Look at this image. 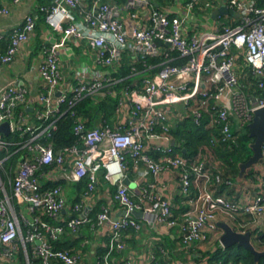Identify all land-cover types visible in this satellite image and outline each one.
I'll return each mask as SVG.
<instances>
[{
    "label": "built area",
    "instance_id": "built-area-1",
    "mask_svg": "<svg viewBox=\"0 0 264 264\" xmlns=\"http://www.w3.org/2000/svg\"><path fill=\"white\" fill-rule=\"evenodd\" d=\"M156 1L125 0L118 5L111 0H52L48 7H40L51 31L73 45L87 43L98 67L77 75L74 84L62 88L57 44L44 46L37 66L41 86L34 98L39 107L34 108V122L25 115L33 103L25 85L9 84L0 93V124L8 122L6 135L14 137L6 139L0 132V153L4 152L0 155V264L15 258L21 244L31 248V253L26 251V264H76L81 254L56 249L53 241L64 233L81 236L87 225L97 230L106 226L109 232L107 250L96 257L95 264H114L111 253L125 246L122 231L140 229V220L177 227L181 243L190 247L209 241V231H221L218 215L242 233L246 231L245 222L239 220L242 215L264 218V185L247 199H229L216 193L215 187L232 184L230 177H224L198 153L187 158L169 145L173 114L179 120L190 117L199 124L207 113V126L219 127L218 137L211 142L234 143L233 118L242 128L251 120L253 110L264 106V7L256 0H226L238 13V25L189 34L186 19L198 0H187L184 14L157 6ZM36 19V12L29 13L12 30L8 46L0 50V64L12 62L32 36ZM125 51L132 52L135 62L148 56L161 59L143 62L144 69L153 71L116 90L112 85L120 79L112 76L111 69ZM180 58L184 61L173 62ZM248 72L249 80L243 81L241 75ZM251 85L258 95L248 92ZM106 93L116 99L115 113L127 118L112 126L98 121L87 128L73 107L85 96L97 101ZM68 111L76 115L73 131L77 140L55 151L52 139L58 120ZM150 150L158 152V157L151 156ZM262 152L264 158V144ZM13 155L16 157L10 159ZM128 157L136 173L133 179L129 177ZM170 169L178 171L188 204L177 215L157 187L159 175ZM100 170L123 209L116 218L105 207L91 217L82 203L68 206L63 186L58 184L61 179L85 180L84 197L89 198ZM148 174L153 176L150 182L146 181ZM126 178L137 186L136 191L124 182ZM45 182L56 184L44 187ZM193 183L198 192L191 195ZM135 211L142 212L140 220ZM204 260L203 264H212L208 258Z\"/></svg>",
    "mask_w": 264,
    "mask_h": 264
},
{
    "label": "crops",
    "instance_id": "crops-1",
    "mask_svg": "<svg viewBox=\"0 0 264 264\" xmlns=\"http://www.w3.org/2000/svg\"><path fill=\"white\" fill-rule=\"evenodd\" d=\"M111 1L118 5L125 2V0ZM186 1L187 0H157L155 5L172 10L174 13L179 12L184 14L186 12ZM51 3L52 0H19L16 3L12 0L0 1V9L3 7L7 9L5 13L0 11L1 47L8 46L12 30L23 23L26 15L33 12H36L37 15L36 27L32 36L20 46L11 63L0 64V93L9 84L25 85L29 90L28 98L33 102L30 104L31 106L25 110V115L28 116L31 122L35 121V110L39 108L34 98L41 86L37 66L43 58L44 46L50 43L57 44L59 67L62 73V88L74 84L77 75H86L98 67L93 61L94 53L87 43L82 42L80 45H73L63 40L60 33L51 31L48 27L45 19L38 12L43 13L40 7H48ZM237 21L238 13L228 6L226 0H198L195 5L190 8L185 27L189 34H193L206 30L218 31L222 25L234 26ZM131 53V51L123 52L113 69H116L117 65H119L121 59L126 54V56H129L128 59L132 63V74L136 73L137 68L134 65L135 61ZM133 67L135 69H133ZM253 90L254 85H251L248 92L258 95V93H254ZM33 100H35V102ZM97 101H99V99ZM97 101L94 99L95 103ZM178 108H180V106L176 107L177 111ZM81 116L86 121L83 115ZM123 118L126 119V115L115 113L114 120L112 121L113 125ZM185 119L186 118L179 120L177 116L173 114L171 118V131L179 128ZM96 122H98V119H96ZM239 128L240 127L236 124V119L233 118L232 129L239 132L242 129L238 130ZM171 136L172 138L169 145L174 148L176 153L185 154V147L177 140V137L183 136V133L175 134L171 132ZM197 153L208 165L219 169L223 173L225 164H223V160L218 157L217 152H215L211 145L207 143L200 145ZM239 162H237L238 172ZM128 167L129 177L133 179L136 175L133 170L134 167L133 169H131L130 166ZM237 175L235 179L230 177L233 181L232 184H225L229 186V193L225 194L226 192H224L221 195L233 200H244L255 195L264 185V158L259 164L248 168L242 180H238ZM152 178L153 176L148 174L146 181L150 182ZM58 184L63 186V194L67 200L68 206L82 203L87 210L86 213L91 217H94L96 214L91 215L93 210L98 209L100 212L104 207L108 209L109 214L114 218L123 214V209L114 200V188L107 185L100 172L97 186L92 191L89 198L84 197V191L86 190L85 180L76 182L61 179L58 181ZM128 185L133 192L137 190V186L133 181H130ZM157 187L163 196L171 202L175 215L188 208V204L185 203V197L181 191V181L178 171L170 169L162 172L159 175ZM197 192L198 187L193 183L191 185V195L197 194ZM215 192H219V189L216 187ZM69 209L68 207V210ZM66 215L67 212L63 210L62 216L66 217ZM135 217L138 220L141 219V217ZM239 220L245 222L246 231H252V242L255 237L264 234V218L254 220L251 216L244 214ZM217 222H226L231 226L234 225L223 215L217 216ZM140 223L142 224L140 229L128 227L122 231V241L125 246L124 249L115 250L111 253L110 260L112 263L123 264L124 261H128L129 264H203L205 262L204 259L207 258V256L203 257V255H206L208 252H215L218 248L224 249L219 240V235L223 232L221 227V231L215 230L208 232L209 241H199L190 247H186L181 243L180 233L177 227H166L161 223H148L141 220ZM61 236L72 245V247L67 249L71 252H79L81 254V259H79L76 264H95L96 257L99 256L100 258L106 252L109 240V232L106 226H99L97 230L95 226L87 225L82 229L81 236L77 237L70 233H64L61 234L57 240H61ZM253 244L260 251H264V245L258 242V240H255ZM26 251H28V246L24 247L22 244L19 245L16 257L11 259L8 264H26ZM27 253H29V251Z\"/></svg>",
    "mask_w": 264,
    "mask_h": 264
},
{
    "label": "trees",
    "instance_id": "trees-1",
    "mask_svg": "<svg viewBox=\"0 0 264 264\" xmlns=\"http://www.w3.org/2000/svg\"><path fill=\"white\" fill-rule=\"evenodd\" d=\"M257 4L261 7H264V0H257ZM43 16L45 13H41ZM239 24L237 21L236 25ZM6 47H1L0 50H4ZM171 54L176 55V52H171ZM129 56H125L121 59L119 65H117L116 69L112 70V76L115 78H119L120 80L112 85V87L116 90L121 89L125 86H130L135 79L139 80L141 76L144 74H149V71L144 69L143 62L146 63H157L160 61V57H151L148 56L145 61H136L134 65L137 68V72L132 74L131 67L132 63L129 61ZM182 58L176 59L173 61L178 64L183 62ZM114 70V71H113ZM251 75L248 72L247 75L242 74L241 78L245 81ZM116 99L115 97L106 93L104 96L99 97V101L94 102V98L90 96L83 97L74 107L76 114L83 115L86 119L85 124L86 127H92L96 124V119L98 121H105L109 125H113L112 121L114 120V107H115ZM76 119V115H71L70 111L66 112L62 117L58 120V127L53 136V145L55 151L61 149L64 146L72 145L76 142L77 136L73 131L74 121ZM209 115L207 113L204 114L201 122L196 124L192 118L188 117L184 120L179 128L173 129L171 132L175 134L183 133V136L177 137V140L185 147L184 157L190 158L197 154L198 147L204 143L211 145V147L217 152L218 157L221 158L223 164H225V169L223 170L224 177H231L235 179L238 168L237 162L244 161L251 154V150L249 148V142L252 140L249 137L247 126L242 127L241 131L237 132L233 130V133L236 135L235 142L227 143L222 141L211 142L213 137H218L219 135V127L217 124L215 126L208 127ZM6 139H14L11 135H4ZM150 155L157 158L158 152L154 150H150ZM0 155H4V152H1ZM16 155L10 157V159L15 158ZM128 163L131 169L132 167V159L128 157ZM56 184L55 182H45V186H51ZM85 185V184H84ZM229 186H226L225 183H220L216 186L219 189V194L226 192L229 193ZM226 190V191H225ZM226 197V196H225ZM98 209L92 211L91 215L97 213ZM43 219L54 223L56 222L52 218L48 216H43ZM61 240L53 241V246L56 249L70 248L72 247L69 241H66L63 236L60 237ZM59 238V239H60ZM258 240L261 244L264 245V234L261 236L255 237L253 242ZM78 241V240H76ZM80 241V239H79ZM239 251L237 253H233V246L229 248H218L215 252L206 253L207 258L210 260L212 264H228L229 262H234L235 264H264V254L260 256L259 260L256 262L254 256L247 250L242 247H239ZM28 251L31 253V248L28 246ZM221 257H218V256Z\"/></svg>",
    "mask_w": 264,
    "mask_h": 264
},
{
    "label": "water",
    "instance_id": "water-1",
    "mask_svg": "<svg viewBox=\"0 0 264 264\" xmlns=\"http://www.w3.org/2000/svg\"><path fill=\"white\" fill-rule=\"evenodd\" d=\"M221 11V10H220ZM249 137L252 139L249 142V148L251 154L248 158L242 162L238 163L239 172L237 175L238 180H242L246 170L253 165H257L263 159L262 146L264 144V106L253 110L252 118L247 124ZM0 132L7 134L9 132L8 122H3L0 124ZM103 174V170H100ZM124 182L128 185L130 180L126 178ZM134 215L137 217L142 216V212L135 211ZM222 228L223 232L220 236V243L223 248H229L236 245L237 247H242L249 251L257 262L264 251H260L255 247L252 242V231L247 230L244 233L239 232L234 229L229 223L220 222L218 223Z\"/></svg>",
    "mask_w": 264,
    "mask_h": 264
},
{
    "label": "rangeland",
    "instance_id": "rangeland-1",
    "mask_svg": "<svg viewBox=\"0 0 264 264\" xmlns=\"http://www.w3.org/2000/svg\"><path fill=\"white\" fill-rule=\"evenodd\" d=\"M241 128H239L238 130H240ZM239 247L233 246V253H237L239 250ZM222 256V255H221ZM220 255L218 257H221Z\"/></svg>",
    "mask_w": 264,
    "mask_h": 264
}]
</instances>
